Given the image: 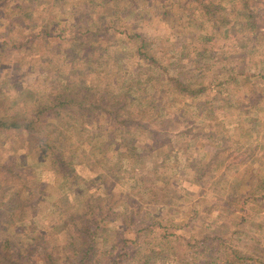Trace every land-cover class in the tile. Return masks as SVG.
Returning a JSON list of instances; mask_svg holds the SVG:
<instances>
[{
    "label": "rangeland",
    "instance_id": "1",
    "mask_svg": "<svg viewBox=\"0 0 264 264\" xmlns=\"http://www.w3.org/2000/svg\"><path fill=\"white\" fill-rule=\"evenodd\" d=\"M262 2L0 0V116L30 118L68 84L84 81L129 98L120 120L95 107L97 113L46 119L45 133L71 160L75 179L61 176L27 135L0 137V159L16 162L27 194H37L35 216L13 219L0 238L26 255L40 243L34 236L58 226L44 240L58 245L63 260L77 261L79 252L58 229L84 193L111 214L115 236L124 231L117 220L124 214L151 218L157 232L173 236L167 264L209 257L231 264V248L245 264H264ZM169 78L203 92L184 96ZM127 130L133 152L119 145ZM16 191L1 179L0 212L17 215ZM145 199L135 211L128 207ZM132 253L124 264L143 260L142 251Z\"/></svg>",
    "mask_w": 264,
    "mask_h": 264
},
{
    "label": "trees",
    "instance_id": "2",
    "mask_svg": "<svg viewBox=\"0 0 264 264\" xmlns=\"http://www.w3.org/2000/svg\"><path fill=\"white\" fill-rule=\"evenodd\" d=\"M260 1L262 2V0ZM252 13L254 16L257 15L256 12ZM175 81L176 84L169 78V85H174L176 90L184 96L195 97L203 92V90H200L201 85H193L181 79ZM85 83L87 81L78 85L68 84L56 99L30 118L0 116V137L18 138L27 135L26 141L36 142L39 153L48 152V155L53 158L57 163V169L61 176L75 179V168L69 164L71 160L63 151L56 150V146L51 144L50 137L45 133L44 124L46 119L62 112L76 113L79 110V113H83L82 111L86 108L88 110L87 114L97 113V110L98 112L105 111L109 115L114 113L118 119L122 108L127 106V100L129 99L128 96H123L110 85H106L104 89L99 90L98 88H92L89 84L83 85ZM92 107L97 108L96 112ZM78 112L77 114H79ZM85 115L80 118H86ZM157 121H160V119ZM122 123L124 127H127V122L122 120ZM119 145L128 148V152L134 151L135 140H131L130 130L122 132ZM18 169L16 162H2L0 159V181L1 179L6 180L9 187L17 189L20 205L15 217L12 214L0 212V231L3 228L11 227L14 220L24 221L30 216H35L37 204L34 203L33 198L37 194L34 192L35 197L27 194L28 180L18 172ZM196 177L200 180V173L196 174ZM153 194H155V197L151 200L152 203L156 201L158 192L154 190ZM80 200V202L67 207L65 211L66 218L62 220V225L58 229L59 234L61 232L67 233L73 248L79 252L80 255L77 261L73 260L72 257H69L67 261L63 260L62 253L57 249L58 245H51L44 240L46 236L48 239V232L58 228V226H54L52 229H45L44 233L39 232L38 235L33 237L34 240H39L40 243L36 248L32 247L26 255L22 254L9 239L0 238V264H96L95 261L100 254H102L100 264H124L128 257L134 259L135 254L132 252L138 251L143 252V260L140 264H167L168 253L175 252L176 247L173 246V236L164 230L157 232L156 224L152 222L153 219H147L140 213L142 221L139 219L134 220L133 216L125 214L121 218L122 223L115 218L119 222V227L124 229L118 237V235H114L112 230L111 214L107 212L104 206L95 203L96 199L94 197L88 195L86 197L84 193L80 194ZM129 202H127L128 207L135 211L140 208V203L145 204L146 199L137 202L135 206ZM211 251L212 248L209 246L204 253H211ZM226 251L231 264L246 263V256H242L235 248ZM209 258L201 261V263L216 264L214 260L208 261ZM135 260L139 261L141 259Z\"/></svg>",
    "mask_w": 264,
    "mask_h": 264
}]
</instances>
